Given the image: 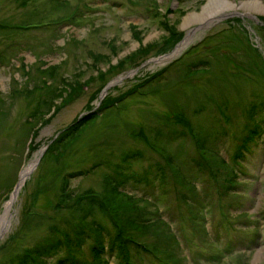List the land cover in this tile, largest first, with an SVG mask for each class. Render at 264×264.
<instances>
[{
	"label": "rangeland",
	"instance_id": "1",
	"mask_svg": "<svg viewBox=\"0 0 264 264\" xmlns=\"http://www.w3.org/2000/svg\"><path fill=\"white\" fill-rule=\"evenodd\" d=\"M226 1L235 7L202 22L210 0H0V264H18L21 251L51 236L52 224L55 232L69 230L66 215L81 213L79 195L88 186L101 190L108 175L124 177L121 189L133 197H147L176 235L173 257L129 243L135 264H264V141L255 137L231 160L246 130V107L264 96V0ZM31 21L37 24L21 25ZM146 43L156 44L145 53ZM51 65L49 75L44 69ZM74 80L78 85L69 88ZM55 86L67 88L40 121L31 111L48 108L42 100ZM106 97L115 99L101 104ZM88 102L98 113L94 120L62 152L48 154L50 138ZM206 128L211 141L204 146L214 148L208 153L196 143ZM27 163L33 166L4 217ZM95 211L92 217L113 234L112 222ZM110 236L99 240L107 245ZM91 241L73 257L64 245L46 259L93 263ZM100 256L119 262L115 249Z\"/></svg>",
	"mask_w": 264,
	"mask_h": 264
},
{
	"label": "trees",
	"instance_id": "2",
	"mask_svg": "<svg viewBox=\"0 0 264 264\" xmlns=\"http://www.w3.org/2000/svg\"><path fill=\"white\" fill-rule=\"evenodd\" d=\"M137 33L138 30L135 31V36L138 35ZM146 44L142 47L146 50L145 53H147L148 50L151 49L156 43ZM145 55L146 54L141 57H144ZM141 61L142 60H140V62ZM120 65L123 64L120 62ZM55 68L56 65H51L45 68L44 71H46V73H48L49 75H52ZM149 76L151 75H148L146 78H148ZM76 85H78V83L76 80H74L72 83H69L68 87L70 88ZM103 85L104 83H102L100 87H98L93 92L92 97L98 94ZM37 86L38 85H35V87ZM66 88L67 87L61 88L57 86L50 88L48 92L50 97L45 101L42 100V102L47 104L48 108L46 110L40 109L39 104H37L35 110L31 111V115L34 116L37 111H39L38 113H40V121H44L45 115L47 114L46 112L52 108V105H54L52 99L56 95L62 96V92H64V89ZM31 90L32 89H29V91ZM114 99L115 97H106L102 100L101 104L107 103L110 100L113 101ZM87 108L88 111L85 114H83L77 120H73L68 125L63 127L60 130L59 134L52 139V141L48 145V148L46 149V151H48V154H53V152H55V155H57L59 147L61 148L60 152H62V150H64L71 141L79 138L81 131L90 122H92L98 114L96 109H93V106L89 102L87 103ZM197 108L201 107L199 106ZM219 109L225 118L224 111L221 110L220 107ZM172 116L174 117V115ZM244 116L246 119V123L244 124L246 130L245 133L240 137V143L236 145L234 156H231V160H236L235 157L243 155L244 151L250 148L251 142L256 140L255 137L258 135H262V132H264V96H261L258 103L253 102L248 107H246ZM231 117L232 115L229 113V120L231 119ZM179 118L180 120H183L186 125H189V121L184 117L179 116ZM27 121L30 124L29 131H31L32 129L34 131L35 124L31 122V119ZM200 126L203 127V125ZM190 129H192V127H190ZM218 131L220 135L225 133L224 128L218 129ZM192 135L194 138H199V135L197 136L194 133ZM204 136L205 137L200 138V140L197 139L196 142L198 147L203 149V151L209 148V145L207 143L204 144V141L210 140L208 137L207 128L205 130ZM212 150H214V148H212ZM131 154H138V151L134 150ZM126 155L128 154L123 153L121 156V160H124ZM121 160L118 156V160L116 161L119 162ZM220 164L223 166L226 165V160L223 158ZM119 166L120 164L115 165V169H118ZM132 166L133 162L130 164L129 170L133 169ZM90 168L91 167L83 168L77 170L76 172H70V176H67V178L88 173V169L90 170ZM67 178H64V181L62 180V182H66ZM123 178L119 179L117 178V176L110 178V176L108 175L107 177L103 178L101 190H95L92 186L86 187L83 191L85 197L84 199H82L83 201L80 205L81 209H79L81 210V213L77 211L76 215H66V223L68 222V220L70 221V224L68 225L69 230L59 229L55 232V226L57 225L52 224L49 229L51 236L45 238L39 244L27 246L23 251H21L18 264H49L45 255L56 253V251L64 245L66 246L68 253L73 257L74 251H79L80 246L86 239H92L90 249L93 253V256L95 257L92 264H108L107 260L104 257L100 256L102 240L100 241L99 239L105 234L112 235L111 243L116 246L115 253L118 256V261H120V264H135V261H133L130 256V248H128L129 243L133 244L134 246L135 244L137 246H141L142 248L147 249L150 252H155L156 249H161L168 252L173 257V240L171 239V236L173 235L167 228V222H165L163 218H161L156 213L158 209L154 205H152V203L133 197L134 194L130 191L129 193L123 191L121 189V187H124ZM60 191L62 198L67 197V200H69L71 193H67L65 185L60 186ZM6 192L2 193V197H5ZM79 198L81 199V197ZM58 202L59 204H62L60 203V201ZM69 204L70 203L67 202L66 205ZM95 208L109 221L112 222L113 234L112 231L106 229L104 221H100L92 217V215L96 213ZM34 212H31L30 214H34ZM76 217L79 218V222L78 220L75 222L71 221ZM162 224L165 228L164 232L160 231V226ZM106 231L108 232L106 233ZM146 234L151 235L150 241L142 239V237L146 236ZM96 243H98V246H96ZM165 244H167L168 248L163 247ZM17 258L18 255L15 258V261H17ZM59 259H57L56 262H52L51 264H64V262L69 260L70 258L68 256H64ZM12 261L13 260H11L10 262Z\"/></svg>",
	"mask_w": 264,
	"mask_h": 264
},
{
	"label": "bare ground",
	"instance_id": "3",
	"mask_svg": "<svg viewBox=\"0 0 264 264\" xmlns=\"http://www.w3.org/2000/svg\"><path fill=\"white\" fill-rule=\"evenodd\" d=\"M256 3V2H255ZM235 5L232 3H229L226 0H210V2L208 3L207 7L205 8V10L201 13V20L202 22L206 19H208L209 17H213L215 16L217 13H221L224 10H231L232 8H234ZM183 44V45H182ZM185 44V42L180 43L177 48H180L181 46L183 47ZM177 48L174 50L176 51ZM173 54H170V56H172ZM31 164H26L21 172H20V178L19 181L16 185L15 190L12 192L10 200L5 204L6 205V212L4 214V217H6L9 209L12 207V204L14 202L15 197L17 196L18 190L20 188V186L22 185L24 179L26 178V176L28 175V172L30 171L31 168Z\"/></svg>",
	"mask_w": 264,
	"mask_h": 264
},
{
	"label": "water",
	"instance_id": "4",
	"mask_svg": "<svg viewBox=\"0 0 264 264\" xmlns=\"http://www.w3.org/2000/svg\"><path fill=\"white\" fill-rule=\"evenodd\" d=\"M109 85V83H107V85H105V87L102 89V93H104V91L106 90V87ZM15 190V189H14Z\"/></svg>",
	"mask_w": 264,
	"mask_h": 264
}]
</instances>
